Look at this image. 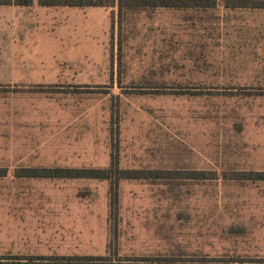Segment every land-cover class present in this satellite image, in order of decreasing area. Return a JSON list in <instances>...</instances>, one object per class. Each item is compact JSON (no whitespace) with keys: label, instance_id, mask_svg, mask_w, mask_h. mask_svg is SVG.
I'll return each mask as SVG.
<instances>
[{"label":"rangeland","instance_id":"obj_1","mask_svg":"<svg viewBox=\"0 0 264 264\" xmlns=\"http://www.w3.org/2000/svg\"><path fill=\"white\" fill-rule=\"evenodd\" d=\"M0 2V258H264V9Z\"/></svg>","mask_w":264,"mask_h":264},{"label":"trees","instance_id":"obj_2","mask_svg":"<svg viewBox=\"0 0 264 264\" xmlns=\"http://www.w3.org/2000/svg\"><path fill=\"white\" fill-rule=\"evenodd\" d=\"M6 1V0H4ZM10 1V0H8ZM32 0H15V5H30ZM217 0H38L41 6L70 7H113L116 3L117 17L124 11L137 9H211ZM12 2H0L2 5ZM225 7L232 9H264V0H226ZM113 16V15H112ZM117 179L158 178V173L144 170H120L117 168ZM6 171L0 170V177ZM109 170L72 169V168H34L17 170L15 176L23 178H108ZM247 180H264V172H252ZM203 179V178H200ZM16 257V256H15ZM7 259V260H6ZM0 258V264H264V258L242 257H208V256H137L122 259L108 257H64V256H26L18 258Z\"/></svg>","mask_w":264,"mask_h":264}]
</instances>
